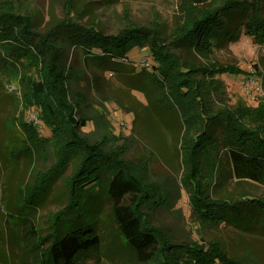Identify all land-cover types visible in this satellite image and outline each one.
<instances>
[{
    "label": "trees",
    "instance_id": "1",
    "mask_svg": "<svg viewBox=\"0 0 264 264\" xmlns=\"http://www.w3.org/2000/svg\"><path fill=\"white\" fill-rule=\"evenodd\" d=\"M180 11L177 35L169 39L160 25L130 24L115 34H106L97 25L81 24L69 12L48 30L37 32L31 14L21 15L12 5L0 7V78H20L25 88L23 110L13 122L39 152L56 156L49 171L38 172L33 184L21 188V215L16 222L23 228V244L35 253L33 264L100 260L104 237L98 231L97 208L87 204L97 197L109 203L116 235L141 264H263L251 251L232 254L219 238L203 239L202 243L177 241L167 230L154 226L143 208L148 204L161 206L167 195L150 179L147 164L130 162L122 146L114 148L107 143L108 137H116L114 127L104 117L88 114L89 97L74 88L76 78L92 73L97 84L101 75L111 71L132 89L153 90V108L159 111L158 103H166L183 128V182L188 185L193 215L200 227L207 231L232 225L263 232V197H214L200 175L204 169L213 174L219 168L224 150L237 177L264 181V128L247 127L243 122L252 116L263 119L264 112L245 103L235 109L214 107V94L226 91L216 75L237 69L195 65L178 52L184 47L209 56L224 41L238 40L241 33L264 48L263 8L259 0H222L201 6L183 2ZM232 15H246L243 29L229 28L227 19ZM137 48L149 52L150 63L138 67L130 60L129 54ZM77 54L82 56L81 67L70 62L71 55ZM32 108L38 110L36 120H24L25 111ZM39 122L50 129L49 136H41ZM89 122L104 127L105 132L82 134ZM29 146L26 140L19 152L31 150ZM68 165L74 166L66 180L68 202L53 214L51 239L45 248L41 244L49 236L40 235L31 210L53 173ZM0 256L3 261V254Z\"/></svg>",
    "mask_w": 264,
    "mask_h": 264
},
{
    "label": "rangeland",
    "instance_id": "2",
    "mask_svg": "<svg viewBox=\"0 0 264 264\" xmlns=\"http://www.w3.org/2000/svg\"><path fill=\"white\" fill-rule=\"evenodd\" d=\"M217 1L222 0H0V7L12 5L14 11L21 15L31 14L37 32L48 30L66 18L69 12L70 17L81 24L97 25L106 34H115L130 24L160 25L162 33L172 39L180 26L183 2L201 6ZM259 3L264 16V0H259ZM241 15L240 18L232 15L227 19L229 28L243 29L242 24L247 17ZM178 52L183 60L195 65L211 67L214 64L216 67L237 69L216 75L224 82L226 91L214 94V107L235 109L237 104L245 103L247 107L260 108L264 112V48L253 38L241 33L238 40L224 41L209 56L184 47L178 48ZM129 58L138 67L151 62L146 49L137 48L129 54ZM70 62L81 67L82 56L71 55ZM81 77L75 79L74 88L89 97L88 114L104 117L114 127L116 137H108L107 143L114 148L122 146L124 156L130 162L147 164L150 179L167 195V201L164 198L161 206L148 204L143 208V211L150 213L152 224L167 230L177 241L202 243L203 239L219 238L232 254L241 255L251 251L264 264V231L249 232L232 225L209 228L207 231L200 227L193 215L188 185L183 182L186 172L180 149L183 128L166 103H158L162 108L156 111L151 105L153 90L132 89L115 72L106 71L97 84L92 73ZM24 91L20 78L15 80L12 75L0 78V253L4 257L1 261L0 256V264H33L35 253L23 244V228L16 222L21 215L18 211L21 188L33 184L38 172L49 171L56 161L55 155H43L34 148L28 135L13 122L23 110ZM155 100L156 97L153 102ZM37 116L38 110L32 108L25 111L24 120H36ZM243 122L247 127L259 125L264 128V117L252 116ZM39 128L41 136L50 135V129L41 122ZM104 129L89 122L82 129V134L89 136L94 130L101 133ZM90 137L94 140L93 136ZM26 140L31 150L19 152ZM221 156L218 171L210 174L204 169L200 175L212 196L237 199L249 195L264 198V181L237 177L234 165L224 150ZM73 171L74 166L68 165L61 172L53 173L46 191L31 210L34 223L43 237L49 236L53 230V214L68 202L66 180ZM87 204L97 208L98 231L104 237L100 260L91 259L89 264H141L122 246L116 235L107 200L103 198L100 201L97 197L87 201ZM50 239L51 236L41 246L46 248Z\"/></svg>",
    "mask_w": 264,
    "mask_h": 264
},
{
    "label": "built area",
    "instance_id": "3",
    "mask_svg": "<svg viewBox=\"0 0 264 264\" xmlns=\"http://www.w3.org/2000/svg\"><path fill=\"white\" fill-rule=\"evenodd\" d=\"M250 82L252 83V81L250 80ZM248 86V85H247Z\"/></svg>",
    "mask_w": 264,
    "mask_h": 264
}]
</instances>
